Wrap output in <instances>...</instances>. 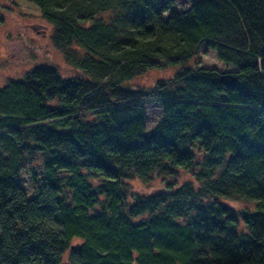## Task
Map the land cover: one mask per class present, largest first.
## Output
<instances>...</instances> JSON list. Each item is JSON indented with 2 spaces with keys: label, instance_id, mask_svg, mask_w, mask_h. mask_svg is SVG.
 I'll return each mask as SVG.
<instances>
[{
  "label": "trees",
  "instance_id": "trees-1",
  "mask_svg": "<svg viewBox=\"0 0 264 264\" xmlns=\"http://www.w3.org/2000/svg\"><path fill=\"white\" fill-rule=\"evenodd\" d=\"M27 1L83 76L0 88V264H264V0Z\"/></svg>",
  "mask_w": 264,
  "mask_h": 264
},
{
  "label": "rangeland",
  "instance_id": "rangeland-1",
  "mask_svg": "<svg viewBox=\"0 0 264 264\" xmlns=\"http://www.w3.org/2000/svg\"><path fill=\"white\" fill-rule=\"evenodd\" d=\"M198 0H173L171 11H186ZM167 17V13L163 18ZM188 63L201 67L225 70L228 66L218 60L215 54L200 45L196 55L188 58ZM54 68L65 79L81 77L83 74L71 67L64 60L62 52L51 40V25L41 16V11L27 0H0V88L8 79L21 80L26 72L36 67ZM227 66V67H226ZM230 68L233 69L231 65ZM171 66L165 69H154L142 78L130 82L131 86H147L157 78L170 76ZM146 114V130L149 132L161 117V107L157 101L143 104ZM27 175L23 174L24 188L31 193L27 183ZM182 176L179 181H182ZM130 189L140 194L157 192L163 186L158 177L142 182L139 179L129 180ZM235 209L245 205L243 201L222 199ZM78 242V241H76Z\"/></svg>",
  "mask_w": 264,
  "mask_h": 264
}]
</instances>
